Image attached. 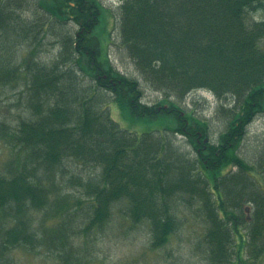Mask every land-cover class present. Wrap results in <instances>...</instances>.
<instances>
[{"label":"trees","instance_id":"trees-1","mask_svg":"<svg viewBox=\"0 0 264 264\" xmlns=\"http://www.w3.org/2000/svg\"><path fill=\"white\" fill-rule=\"evenodd\" d=\"M262 10L264 0H121L112 7L101 0H0V86H24L17 125L0 120V138L10 136L16 150L0 172V264H14L11 252L19 247L79 264L87 256L76 253L78 231L65 219L73 209L88 216L83 234L120 209L134 224H149L152 247L160 248L185 221L173 211L182 202L203 211L205 260L263 258L264 156L251 164L238 153L248 127L264 117ZM108 11L119 47L167 107L144 102L140 80L113 66L108 36L98 31ZM47 37L59 44L54 56L40 53ZM203 89L220 100L227 120L216 142L209 119L183 107ZM112 104L158 127L126 129ZM171 132L187 137L195 155ZM58 217L47 231L46 222ZM239 242L242 252L235 251Z\"/></svg>","mask_w":264,"mask_h":264},{"label":"rangeland","instance_id":"rangeland-1","mask_svg":"<svg viewBox=\"0 0 264 264\" xmlns=\"http://www.w3.org/2000/svg\"><path fill=\"white\" fill-rule=\"evenodd\" d=\"M106 7H112L117 5L121 0H101ZM264 12V10H262ZM262 14L255 15L259 18ZM104 21L107 23L105 25ZM114 17L108 11L105 13V17L102 21V25L98 31H102L103 39L107 38L109 58L113 66L123 74L131 77L138 78L141 82L142 89L144 91L143 101L151 104H161L162 107L166 105L164 94L159 93L156 89L152 88L142 77L136 66L127 54L124 48H120V40L118 39L113 29ZM73 23L68 26H73ZM65 25V27H68ZM106 26L108 28L106 29ZM105 29V31H104ZM78 28H75L73 32H76ZM104 31V32H103ZM110 31V33H108ZM40 42L36 45L38 47ZM264 45V40H263ZM40 53L43 55L54 56L59 50V44H56V39L47 37L43 41V45H40ZM24 51L25 54L28 52ZM23 81H20L18 85L0 86V120L15 127L19 119L20 107L16 105L22 104V95L20 92L23 90L22 86H19ZM18 86V87H17ZM21 98V100H19ZM225 101V100H223ZM220 100L211 92L207 90L195 91L186 98L183 102V107L188 111L194 110V114L200 118H207L210 122V139L216 142L219 135L227 127V120L223 116V111L219 107ZM168 105V104H167ZM4 106V107H2ZM119 106V105H118ZM2 107V108H1ZM9 107V109H7ZM11 108L14 110L12 112ZM26 114V113H25ZM113 118L120 123V125L126 129L142 134L143 131L152 128H157L158 123L156 121L141 120L134 116H131L125 112L121 106L115 107L112 104ZM167 120V118H165ZM165 120V121H166ZM155 125V126H154ZM176 126V123H175ZM11 133V131H9ZM173 139H176V145H180L181 148L189 152L191 156L195 155V150L192 145H187V137L177 135V133L171 132L167 134ZM5 138H0V172L4 173L7 170L9 155L11 152H15L10 145L11 138L8 135H4ZM10 142V143H9ZM238 153L245 158L249 163H257L264 156V117H259L255 120L247 130V134L238 149ZM263 154V155H262ZM74 163V167L80 166ZM261 164L262 161H261ZM83 167V166H81ZM94 170V169H90ZM228 170V169H227ZM249 175L253 181L259 180L258 175L249 172ZM264 176V175H263ZM262 177V176H261ZM264 180V179H263ZM250 206V209L246 212V216L250 219L252 214V204L246 203ZM187 205L182 204L174 206L173 211L179 218L185 217V221L179 230L170 236L169 241L160 248L152 247V232L151 227L146 222L140 224H134L127 217V214L117 209L110 222L103 226L95 227L89 234L82 233L83 227L88 220L87 214H83L81 211L73 209L72 214L66 215L65 219L69 224L73 225L77 234L74 237L75 251L77 254H84L86 258L81 259L79 264H213L204 259L203 249L200 247V243L205 234L207 225L203 217V211L201 206H195L194 209H189ZM34 222L40 224L42 215L40 212H33ZM84 215V216H83ZM61 217L51 218L46 222L47 231L53 230L55 225L58 224ZM58 221V223H56ZM248 226L243 229L244 235ZM42 231V230H41ZM42 233V232H41ZM240 244V246H239ZM235 246V251L241 250V242ZM244 256H248L247 248L244 249ZM11 255L14 260V264H63L62 259L58 258L55 252H50L45 249L37 250L34 252L29 251L26 247L15 248ZM247 264H264V257L261 259L253 260L245 257ZM74 264V263H71Z\"/></svg>","mask_w":264,"mask_h":264},{"label":"bare ground","instance_id":"bare-ground-1","mask_svg":"<svg viewBox=\"0 0 264 264\" xmlns=\"http://www.w3.org/2000/svg\"><path fill=\"white\" fill-rule=\"evenodd\" d=\"M250 209V206H245V210H246V212L248 211ZM251 209H252V206H251Z\"/></svg>","mask_w":264,"mask_h":264}]
</instances>
